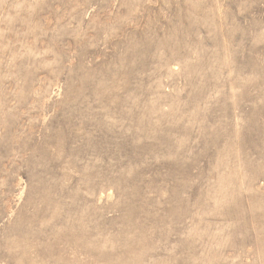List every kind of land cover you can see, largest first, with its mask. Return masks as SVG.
<instances>
[{
	"label": "rangeland",
	"instance_id": "rangeland-1",
	"mask_svg": "<svg viewBox=\"0 0 264 264\" xmlns=\"http://www.w3.org/2000/svg\"><path fill=\"white\" fill-rule=\"evenodd\" d=\"M0 264H264V0H0Z\"/></svg>",
	"mask_w": 264,
	"mask_h": 264
}]
</instances>
